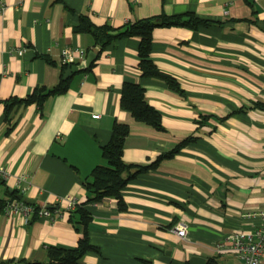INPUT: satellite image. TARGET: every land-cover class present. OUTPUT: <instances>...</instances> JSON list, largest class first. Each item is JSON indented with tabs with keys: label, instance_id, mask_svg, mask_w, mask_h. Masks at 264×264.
<instances>
[{
	"label": "crops",
	"instance_id": "0c3cea01",
	"mask_svg": "<svg viewBox=\"0 0 264 264\" xmlns=\"http://www.w3.org/2000/svg\"><path fill=\"white\" fill-rule=\"evenodd\" d=\"M0 3L1 99L58 83L63 48L99 49L89 32L73 30L82 15L113 27L161 13L213 20L198 28L170 25L152 31L150 56L178 80L183 93L160 78L140 76L139 38L129 36L99 49L91 68L78 63L65 91L48 96L41 106H17L10 123L0 102V165L8 170L0 179V198L16 189L37 206L51 203L59 209L54 219L28 222L0 212V259L46 260L48 245L76 244L79 234L55 197L86 198L82 180L105 163L101 145L118 121L129 126L123 148L127 163L148 165L182 139H192L128 180L122 189L126 209L119 210L113 197L90 205L89 235L99 252L84 253L80 264H240L224 237L253 232L258 218L245 212L264 207V107L256 105L264 104V0ZM125 80L144 87L164 130L120 106ZM178 223L186 227L182 236L174 230Z\"/></svg>",
	"mask_w": 264,
	"mask_h": 264
},
{
	"label": "trees",
	"instance_id": "16d2710c",
	"mask_svg": "<svg viewBox=\"0 0 264 264\" xmlns=\"http://www.w3.org/2000/svg\"><path fill=\"white\" fill-rule=\"evenodd\" d=\"M186 15V16H184ZM251 20V19H249ZM256 21V20H254ZM213 22L212 19L203 18L193 13L185 14H166L150 15L125 21L118 27H113L108 23L95 25L88 15L79 17L77 23L73 26L76 32H89L96 45L100 47V52L113 40L119 37L137 36V55L138 70L142 77H156L164 80L169 87L183 93L178 80L171 74L160 70L150 56L152 31L155 27L184 25L190 28L206 26ZM94 58L89 65L83 69L91 68L95 62ZM67 65H62L63 71ZM69 78L63 75L52 87L36 86L32 92L25 96H10L0 98L3 103L4 120L11 122V112L22 104L36 103L41 106L45 99L53 94L61 93L68 87ZM120 106L129 111L132 116L139 121H143L158 130H164L161 114L145 97L144 87L134 80H125L120 92ZM259 107H264L263 103H256ZM8 125L7 130H10ZM129 132L127 123L115 121L111 128L109 140L101 145V154L105 160L104 164H96L90 171L88 177L82 180V185L86 191V198L82 201H76L72 208L67 209L68 220L78 232V239L75 245L50 244L46 247V260H32L27 258L0 259V264L10 260H15L20 264H80L84 253L88 251L99 252V247L90 240L89 224L91 221L90 205L99 202L106 197L117 199L118 209H126V203L122 197V189L132 177L140 172L146 171L151 167H156L162 158L171 157L182 145L192 139L188 136L170 150L159 154L155 160L148 165L127 163L123 159L124 140ZM16 189L8 191L7 197H16ZM5 204V198H0V212ZM34 205H36L34 203ZM52 211L58 208H49ZM145 264H149L146 260Z\"/></svg>",
	"mask_w": 264,
	"mask_h": 264
},
{
	"label": "built area",
	"instance_id": "2783aa9c",
	"mask_svg": "<svg viewBox=\"0 0 264 264\" xmlns=\"http://www.w3.org/2000/svg\"><path fill=\"white\" fill-rule=\"evenodd\" d=\"M4 8V4L0 3V10ZM87 50L79 47H65L60 53L61 65H71L78 63L84 64ZM97 117L98 114H93ZM8 177V170L0 165V179ZM23 176L18 177V187ZM56 201L64 203V209L72 208L76 203V199L71 195L63 197H55ZM2 213L7 216H19L24 222L30 221L34 217H46L54 219L58 213L50 210L46 205L37 206L34 203L25 201L17 197H5V204ZM246 216H256L258 225L253 232H244L243 230L234 231L224 237V241L231 245V248L240 258V264H261V257L264 253V207L257 209H249L245 212ZM174 230L178 235H184L186 227L182 223L175 225Z\"/></svg>",
	"mask_w": 264,
	"mask_h": 264
},
{
	"label": "water",
	"instance_id": "95a60500",
	"mask_svg": "<svg viewBox=\"0 0 264 264\" xmlns=\"http://www.w3.org/2000/svg\"><path fill=\"white\" fill-rule=\"evenodd\" d=\"M99 49H100V47H99ZM99 49H97V47H92L86 54V58H85V63L84 64L89 65V63L96 57ZM77 70H78V67L75 64L67 65V67L64 69L63 77L66 78L71 73L76 72ZM9 191L11 192V191H13V189H9ZM15 196L17 198H22V199H24L27 202L34 203V200L32 198L23 197L22 193L16 192ZM46 206L48 208H52V207L58 208L57 204L54 205V204L50 203V204H47Z\"/></svg>",
	"mask_w": 264,
	"mask_h": 264
},
{
	"label": "rangeland",
	"instance_id": "374dc122",
	"mask_svg": "<svg viewBox=\"0 0 264 264\" xmlns=\"http://www.w3.org/2000/svg\"><path fill=\"white\" fill-rule=\"evenodd\" d=\"M261 264H264V261H262V259H261Z\"/></svg>",
	"mask_w": 264,
	"mask_h": 264
}]
</instances>
